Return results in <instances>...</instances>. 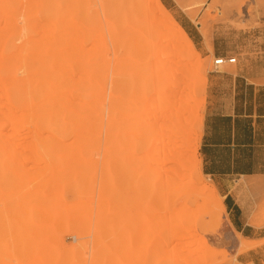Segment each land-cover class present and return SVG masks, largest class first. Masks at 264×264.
<instances>
[{"label":"rangeland","instance_id":"obj_1","mask_svg":"<svg viewBox=\"0 0 264 264\" xmlns=\"http://www.w3.org/2000/svg\"><path fill=\"white\" fill-rule=\"evenodd\" d=\"M160 1L170 18L130 0L115 23L112 0H0V124L23 126L0 140V264H162L161 235L183 219L181 263L264 264V239L229 228L201 149L230 100L218 76L264 74V0Z\"/></svg>","mask_w":264,"mask_h":264},{"label":"crops","instance_id":"obj_2","mask_svg":"<svg viewBox=\"0 0 264 264\" xmlns=\"http://www.w3.org/2000/svg\"><path fill=\"white\" fill-rule=\"evenodd\" d=\"M218 77L231 83L230 100L212 118L211 137L205 133V165L213 162L205 168L223 197L229 228L244 238L262 240L264 223L257 226L261 214L256 211L264 208V74L225 72ZM221 161L227 166L217 165Z\"/></svg>","mask_w":264,"mask_h":264},{"label":"bare ground","instance_id":"obj_3","mask_svg":"<svg viewBox=\"0 0 264 264\" xmlns=\"http://www.w3.org/2000/svg\"><path fill=\"white\" fill-rule=\"evenodd\" d=\"M156 2H158V4H159V8H160V10H161V13L162 14H164V13H166V14H169L168 12H167V9H166V7L161 3V1L160 0H156ZM129 3H130V0H112V5H111V10H109V16L111 17V18H113V21L115 22V23H119L120 21H121V19H123V17H125L124 16V13L127 11V9H128V6H129ZM165 15V14H164ZM165 16H167V15H165ZM167 17H169V15L167 16ZM170 18V17H169ZM40 23H41V21H40ZM42 25V27H43V23H41ZM133 25L136 27V29H138V26L141 28V29H146V24H138V23H136V24H134V21H133ZM39 26H40V24H39ZM174 26H175V24H174ZM45 27H46V25H45ZM41 29V28H40ZM47 30V32H49L48 31V29H46ZM43 32V31H42ZM46 31L44 32V33H47ZM173 33H175V34H179L180 36H182L183 37V39H184V41L186 42V43H191V45H192V41H191V39L189 38V36L185 33V31H184V29H183V27L182 26H180V25H176L175 27H171V34H173ZM43 34V33H42ZM50 34H52V33H50ZM30 38H31V36H30ZM33 39V38H32ZM41 39V38H40ZM55 39H57V38H55ZM63 39H65V38H63ZM27 43V42H26ZM28 43H30V39H29V42ZM27 43V44H28ZM43 43V42H42ZM48 43H50V42H48ZM40 44V43H39ZM52 44V43H51ZM43 45H45V44H43ZM49 45V44H48ZM46 47V46H45ZM50 47H52V46H50ZM42 49V48H41ZM45 58H48L47 57V55H46V57ZM44 58V59H45ZM43 59V60H44ZM49 59V58H48ZM52 59V58H51ZM46 60V59H45ZM50 60V59H49ZM53 60V59H52ZM52 60H50V62L52 61ZM40 63H43V62H40ZM56 63V62H55ZM45 67V66H44ZM43 67V68H44ZM54 72V71H53ZM56 72V71H55ZM51 73V72H50ZM53 74V73H52ZM36 77H38L37 75H35ZM53 76H55L54 74H53ZM50 77V76H49ZM59 77H61V75H59ZM66 78V77H65ZM53 80L52 81H56V83L59 81V80H57L56 79V77H55V79L54 78H52ZM37 80V79H36ZM47 80H49V79H47ZM65 80V79H64ZM71 80V79H70ZM69 82V81H68ZM68 82H66L67 84H64V85H69V83ZM39 83V82H38ZM42 84H46V82L44 83H42ZM42 84H39V85H42ZM60 85V84H59ZM64 85H60L61 86V88H63L62 86H64ZM69 87V86H68ZM66 88V87H65ZM37 89V88H36ZM55 89V88H54ZM50 90V89H49ZM66 92H64V93H62V95H65V97H68V96H66V94H65ZM71 93V92H70ZM52 94V93H51ZM69 94V93H68ZM59 95H61L60 93H59ZM58 95V96H59ZM50 96H52V95H50ZM50 96L48 97V98H46L47 100L48 99H50ZM58 96H56L54 99H53V97L50 99V100H54L55 102L56 101H58V100H56V98H58ZM78 97V96H77ZM76 97V98H77ZM68 98H73V97H68ZM79 98H81V97H79ZM58 99H60V100H63V99H61V97H59ZM67 99V98H66ZM78 99V98H77ZM68 100V99H67ZM72 100H75V97H74V99H72ZM85 100H87V99H85ZM69 101V100H68ZM76 101H80V100H76ZM75 101V103L77 104V102ZM42 102V101H41ZM40 102V103H41ZM46 102V101H45ZM50 102V101H49ZM61 102H63V101H61ZM66 102V101H65ZM72 102V101H71ZM74 102V101H73ZM42 103H44V101L42 102ZM68 103V102H67ZM84 103H85V101H84ZM57 104V103H56ZM55 104V105H56ZM65 104V103H64ZM88 104V101H86V104L85 105H87ZM45 105L46 104H43L42 106L43 107H45ZM47 105H49V104H47ZM47 105H46V108H47ZM58 105V104H57ZM83 105V104H82ZM162 105H163V108L166 110V109H168V111L170 110V112L171 113H173V111L174 110H182L183 108H184V106H183V104H181L179 101H175V102H170L169 104H166V103H162ZM37 106H38V104H37ZM51 106V105H50ZM53 106H54V104H53ZM53 106H51L48 110H57L58 108H54V109H52L53 108ZM75 107H77V105H74ZM38 107H41V106H38ZM43 107H41V108H43ZM57 107H59V105L57 106ZM41 108H39V110L41 109ZM71 108H73V106L71 105ZM77 109V108H76ZM80 109V108H79ZM82 109V108H81ZM27 111L26 112H29L28 111V109H26ZM39 110L37 109H34V111H37V112H39ZM44 110H46V109H44ZM47 110V111H48ZM63 110H64V108H63ZM84 110H86V109H84ZM33 111V110H32ZM31 111V112H32ZM33 111V112H34ZM42 111V110H41ZM66 111H68V110H66ZM61 112V111H60ZM83 112V111H82ZM82 112H80V113H82ZM88 112V111H87ZM34 113H36V112H34ZM40 113V112H39ZM58 113V112H57ZM77 113H78V111H77ZM76 114V113H75ZM83 114V113H82ZM87 114V113H86ZM23 115H25V114H23ZM54 115V114H53ZM64 115V114H63ZM62 115V116H63ZM27 116H29V115H27ZM55 117H53V119H54V121H56V119L55 118H59L60 119V116L58 117L57 115H54ZM30 117V116H29ZM66 119V118H65ZM25 120L27 121L28 119H26V117H25ZM21 122H23V121H21ZM25 123V122H24ZM58 123H60V122H58ZM55 124V122L54 123H52V124H55V127H59L58 125L59 124ZM9 124V123H8ZM8 124H5V123H1L0 124V140L2 139H5V138H7V137H5V138H3L4 136V133H3V130H4V127L6 126V125H8ZM21 123H19V124H14V123H10L9 125L13 128V130L14 131H12V132H18V131H20V130H18L19 128H22L23 126L22 125H20ZM29 124H33V123H28L27 125H29ZM175 124V123H174ZM22 126V127H21ZM85 126V125H84ZM29 127V126H28ZM51 129H53V126L51 125ZM89 127V126H88ZM177 127V126H176ZM175 127V128H176ZM35 128V127H34ZM34 128H32V130L31 131H33L34 130ZM25 129V128H24ZM28 129H31V128H28ZM37 129V128H36ZM89 129V128H88ZM18 130V131H17ZM22 130V129H21ZM48 130V129H47ZM46 130V131H47ZM5 131V130H4ZM27 131H30V130H27ZM49 131H51V130H49ZM80 131V130H79ZM22 132V131H21ZM20 132V134H22ZM24 132H26L25 130H24ZM35 132L36 131H33V133L35 134ZM37 132H38V130H37ZM48 132V131H47ZM46 132V134H48ZM55 132V131H54ZM58 132V131H57ZM19 133V132H18ZM29 133H32V132H29ZM40 133H41V130L38 132V133H36V136L38 137V138H40L37 134H39L40 135ZM44 133V132H43ZM51 133H53V131L51 132ZM59 133V135H60V132H58ZM89 133L90 132H88V131H85V132H82V131H80V134H79V132H78V136L75 138V136H74V138H75V141L76 142H83V140H85V139H87V138H89ZM15 134V133H14ZM50 134V133H49ZM6 136H7V134H5ZM51 135V134H50ZM34 136V135H33ZM42 136H44V135H42ZM46 136H49V135H46ZM52 137H54V138H57L58 136H52ZM91 137V136H90ZM19 138H20V136H19ZM22 138H24V137H22ZM28 138H29V136H28ZM27 138V139H28ZM37 138V140H41V139H38ZM50 139H51V137H49ZM54 138H52V139H54ZM32 139H35V138H32ZM1 140V141H2ZM7 140H9V139H7ZM6 139L4 140V141H7ZM20 140V139H19ZM44 140L45 141H47L45 138H44ZM58 140H60V139H58ZM74 140V139H73ZM30 141V140H29ZM35 142H38V141H35ZM40 142H42V141H40ZM54 142H56L55 141V139H54ZM175 207H174V209H177V204L175 203V204H173ZM170 210H172L171 208H167V210H166V212L167 213H170ZM176 211V210H175ZM183 221H185V219H183L178 225H174L175 227H172V228H170V230H168V231H164L163 233H162V235H161V238H163L164 237V239L162 240V245H160V248H159V251L157 252V255H158V257H157V259H159L160 260V258H162V264H183V263H181V259H182V257H183V255H184V251L186 250V248H187V246H188V244L190 243V240L191 239H193V234H192V232L191 231H189V232H186L185 231V226H183ZM170 245H173V247H172V249H169V247H170ZM195 252L194 251H192V253H190V254H194ZM160 256V257H159ZM157 259H155V262L157 261Z\"/></svg>","mask_w":264,"mask_h":264},{"label":"built area","instance_id":"obj_4","mask_svg":"<svg viewBox=\"0 0 264 264\" xmlns=\"http://www.w3.org/2000/svg\"><path fill=\"white\" fill-rule=\"evenodd\" d=\"M236 62L237 58L233 56H219L214 61L216 67L222 66L226 63L233 64Z\"/></svg>","mask_w":264,"mask_h":264}]
</instances>
